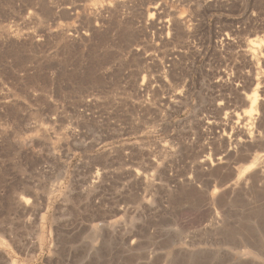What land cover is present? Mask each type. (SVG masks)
<instances>
[{"label": "rangeland", "instance_id": "rangeland-1", "mask_svg": "<svg viewBox=\"0 0 264 264\" xmlns=\"http://www.w3.org/2000/svg\"><path fill=\"white\" fill-rule=\"evenodd\" d=\"M0 264H264V0H0Z\"/></svg>", "mask_w": 264, "mask_h": 264}, {"label": "built area", "instance_id": "built-area-1", "mask_svg": "<svg viewBox=\"0 0 264 264\" xmlns=\"http://www.w3.org/2000/svg\"><path fill=\"white\" fill-rule=\"evenodd\" d=\"M236 118H237V116H236ZM247 119H248L247 122L249 123V121H251V120H249L248 117H247ZM120 127L121 126H115V124L112 126L103 125L101 130H100V137L104 140H109V141H111V140L121 141V140L125 139V136H128L131 132H130V130H127L128 133H126V132L123 133V130Z\"/></svg>", "mask_w": 264, "mask_h": 264}, {"label": "bare ground", "instance_id": "bare-ground-1", "mask_svg": "<svg viewBox=\"0 0 264 264\" xmlns=\"http://www.w3.org/2000/svg\"><path fill=\"white\" fill-rule=\"evenodd\" d=\"M258 86V85H257ZM257 94H256V92H255V89L254 90H252L251 92H250V94H248L247 96H246V99L248 100L247 102V104H248V107H247V109H246V111L248 110V112L249 111H251L254 107H255V105H256V101H257V97L258 96H256ZM253 111H254V109H253ZM258 156V155H257ZM261 156V155H260ZM254 159L253 160H250V161H252L251 163H249L248 162V164L243 168L244 170H247V169H250L253 165H254V163H255V161L257 160V157H253ZM259 158H261V157H259ZM244 166V165H243ZM255 166V165H254ZM242 169V168H241ZM240 174V173H239Z\"/></svg>", "mask_w": 264, "mask_h": 264}]
</instances>
